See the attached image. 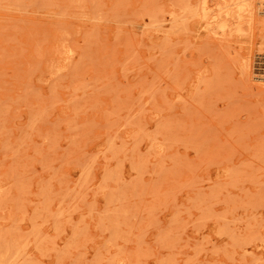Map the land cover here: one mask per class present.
<instances>
[{"label": "rangeland", "instance_id": "rangeland-1", "mask_svg": "<svg viewBox=\"0 0 264 264\" xmlns=\"http://www.w3.org/2000/svg\"><path fill=\"white\" fill-rule=\"evenodd\" d=\"M264 0H0V264H264Z\"/></svg>", "mask_w": 264, "mask_h": 264}, {"label": "bare ground", "instance_id": "bare-ground-1", "mask_svg": "<svg viewBox=\"0 0 264 264\" xmlns=\"http://www.w3.org/2000/svg\"><path fill=\"white\" fill-rule=\"evenodd\" d=\"M258 79L264 80V78H258Z\"/></svg>", "mask_w": 264, "mask_h": 264}]
</instances>
